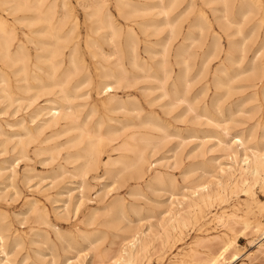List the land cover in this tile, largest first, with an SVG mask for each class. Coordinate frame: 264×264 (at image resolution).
<instances>
[{
  "label": "bare ground",
  "instance_id": "obj_1",
  "mask_svg": "<svg viewBox=\"0 0 264 264\" xmlns=\"http://www.w3.org/2000/svg\"><path fill=\"white\" fill-rule=\"evenodd\" d=\"M184 1L146 0L143 4L135 5L131 0H117L120 15L125 20L135 21L136 17L149 16L155 10V15L159 16L158 19L137 22L144 33L149 32L151 28H154L153 34L166 33L165 38L159 43L161 49H150L152 54L150 60L143 61L140 57L142 54L139 53L136 28L129 25L125 29L118 24L107 8V0H79L84 8L92 10L90 15L95 19L83 41L80 40L79 21L73 18V13L65 0H0V105L7 103L5 109L12 106H17L19 109L27 103V108H32L31 112L22 116L16 123L18 125L16 131L2 130L0 124V136H6L2 141L5 150L12 145V150L19 158L31 159L30 153L33 152L36 156H46L42 158V161L49 163L56 161L62 155V151H65V156H62V162L58 165L63 175L70 172L84 178L89 171L104 168L106 173L113 176L130 172L137 175L138 179L143 178L144 166L150 160V149L156 148L158 143L169 136L167 129L171 124L168 122L164 125V120L157 116H150L138 122L141 120L143 108L132 93L137 82L141 79H151L154 82L155 85L150 89L159 91L157 98L160 101L165 100L160 106L167 114H171L175 108H180L182 111L179 118H181L186 112L196 110V104L187 96L191 64L188 63V50L184 44L176 50L174 62L171 60L173 44L184 33L182 24L185 19V12L175 16L174 13L184 4ZM191 1L188 6L193 5ZM232 1L207 0V3H220L222 8L215 10H222L225 20L232 24L235 22L229 18ZM245 4L250 7L248 11L253 13H257V9L260 8L264 10L259 0H246ZM245 9L241 5L240 13L247 18L248 11ZM184 10L187 11L186 7ZM206 26L201 18L194 23V27L200 30L201 37ZM238 34H242L240 28ZM242 39L240 42L230 41V51L226 53L222 65L214 75L215 88L225 86L227 83L222 81L223 75L230 74L226 63L234 66L233 74L228 78L229 82H239L237 89L252 91L249 94L246 93L248 96L240 101L242 103L239 107L246 102H254L256 105L250 112L253 111L256 114L264 107V67L261 68L259 64L264 46L255 53H250L248 46L250 38ZM193 41L196 42L199 39L195 38ZM212 41L214 42V50H211L213 54L218 50L219 42L217 38ZM84 47L93 59L91 63L85 57ZM233 51H238V54L235 55ZM211 53L209 52L208 56H211ZM157 55L161 58L154 61L153 58ZM176 66L179 68L178 71ZM137 71L142 74H137ZM90 85H93L98 96L95 103L89 100L90 92L86 88ZM120 91L124 92V95L119 94ZM204 94L206 95L207 91H204ZM44 96L47 97V104L39 105L37 101ZM224 97L223 93L215 92L210 102L204 101L202 112L197 113V116L198 119L205 118L208 126H213L215 129L221 127L224 136L217 137L218 142L225 144L226 154L234 165L228 169L221 168V172L225 175L219 178L215 176L214 180L187 186V193H183L182 198H177V205L168 210L160 232L153 234L149 227L148 230L138 229L124 234L120 238L121 246L114 260L115 264H142L150 248L157 250V242L160 250L171 246L182 239V233L190 227L192 220L199 217L205 218L202 226H210L213 222L233 232L240 225V233L243 235H246L250 229L259 233L260 240L251 242L258 244L257 252L264 264V223L261 219L251 220L247 217L252 203L256 205L259 212H264V202L261 198V200L257 198L255 192L257 187L264 191V141H261V144L257 141L254 145H250L249 140L241 132L238 131L240 134L232 135L228 125L222 126L225 123V120L221 121V117L225 115ZM100 110H103L104 114L96 119ZM138 128L149 130L140 135ZM258 129L263 131L264 136V116L263 119L257 118L256 122L254 121L251 132L248 131L249 137L255 139ZM153 131L161 134L156 135L152 133ZM209 137L212 138L213 135L204 136V138ZM105 143L110 146V153L106 160L103 158L102 149ZM241 151L243 155L240 157ZM112 153L115 156H112ZM69 165L74 167L70 169ZM14 166L15 162L9 165V167ZM209 167L210 165L205 164L206 171ZM6 169L7 167L0 166L1 173ZM14 175L13 170L7 178L11 179ZM154 183L161 187L167 185L166 179L160 172L154 174L147 186H152ZM239 191H243L251 202L243 208L242 214H240L241 209L234 207L231 211L224 209L216 213L214 218H207L206 211L215 202H223L227 193ZM1 195L0 193V199ZM42 208H44V214H47L46 208ZM103 210L110 214H121L120 219L124 216V205L121 200L113 201ZM98 215L97 211L90 214L88 223L95 224ZM102 224L111 226L117 223L109 220ZM6 239L7 235L0 228V255L3 257L0 264H14L13 259L10 258L11 253L8 251ZM208 241H217L215 248H210L204 257L199 256L196 250L192 249L191 256L195 261L194 264H223L226 261L231 263L240 258L241 250L237 237H231L229 234L223 236L213 234L198 239L195 243L197 246ZM15 243L19 245L20 241L15 239ZM88 247L94 250V258L99 264L105 263L107 253L103 251V248L100 250L93 247V244ZM77 264L92 263L83 260ZM169 264L178 263L171 261Z\"/></svg>",
  "mask_w": 264,
  "mask_h": 264
},
{
  "label": "rangeland",
  "instance_id": "obj_2",
  "mask_svg": "<svg viewBox=\"0 0 264 264\" xmlns=\"http://www.w3.org/2000/svg\"><path fill=\"white\" fill-rule=\"evenodd\" d=\"M65 1L73 13V18L79 21L80 40L83 41L88 29L95 22V19L90 15L92 10L84 8L79 0ZM131 1L135 5L146 2V0ZM189 1L185 0L184 4L174 13L175 16L180 12H185V19L182 24L184 33L173 44L171 49L173 56H171V60L174 62L176 50H178L181 44H184L188 50V63L191 64L189 65V89L187 96L190 101L196 104V110L194 112H186L181 118H179L182 111L180 108H175L171 114H167L164 108H161L165 100L160 101L157 98L159 91L150 89V87L155 85L154 82L151 79H141L137 82V86L133 88L132 93L136 97L140 107L143 108L141 110V120H138V122L150 116H157L164 120V125L168 122L171 124L167 129L170 137L168 136L164 141L158 143L156 148L150 149V160L144 166L143 178L138 179L137 175L130 172H126L120 176H113L106 173L104 168L89 171L84 178L73 175L70 172L63 175L58 165L62 162V156H65V151H62V155L52 163L42 161V158H46V156H36L33 152L30 153L31 159L19 158L16 152L12 150V145H9L7 150H5L2 141L6 136H0V166L7 167L5 172H0V193L2 194L0 199V228L7 235L6 243L8 251L11 253L10 258L13 259L14 264H77L83 260L87 261V263L99 264L98 260L94 258V250L88 247L90 244H93V247L100 250L103 248V251L107 253L106 261L103 264H115L114 260L121 246L120 238L124 234H129L138 229L148 230L147 228L149 227H151L153 234L160 232L161 225L165 222V218L168 215V210L170 207L177 205V198L180 199L183 193H187V186L198 182L214 180L216 179L215 176L219 178L221 175H225L224 172H221V168L228 169L231 165H234L226 154L225 144H219L218 142L217 137L223 138L224 136L221 127L215 129L213 126H208L205 123V118L199 117L198 119L197 116V113L200 114L202 112L204 101L210 102L215 92L223 93L225 96V115L221 117V121L225 120V123L222 126L228 125L232 135L241 132L249 140L250 145H254L257 141L259 143L264 141L261 129H258L255 139L249 137V132H251L254 121L256 122L257 118L263 119L264 107L256 114L253 111L250 112L256 105L254 102H246L243 106L239 107L242 103L240 101L247 98L248 94L252 91L250 89H237L236 86L239 85V82H229L228 78L233 74L232 70L234 66L226 63L230 74L229 76L223 75L222 81L225 83L229 82L228 85L226 83L225 86L215 88L214 81L216 70L222 65L226 53L230 51L231 40L240 42L243 40L242 38L249 37L248 46L250 53H255L264 46L263 8L257 9V13H253L248 11L250 7L248 4H245L246 0L245 2L244 0H233L229 18L235 22L231 24L223 17L222 10H215L216 8H222L220 3H207V0H192L193 5L188 6ZM259 2L261 7H264V0H259ZM106 4L118 24L124 26L125 29L129 25H133L136 28L139 40V53L142 54L140 57L143 61H149L152 56L149 50L152 48L160 50L161 45L159 43L165 38L166 33L153 34L154 28L144 33L137 22L146 19H158L159 16L155 15L156 10L149 16H139L134 19L135 21H132L125 20L120 15L117 0H107ZM239 5L240 7L242 5L243 9L246 8L245 10L248 11L247 18L243 15L241 16ZM185 7L186 10L189 7L190 9L185 11ZM198 18L203 19L207 25L203 37H201L200 30L194 27V23ZM239 24L242 25L239 26ZM239 28L242 30V34H238ZM186 37L190 38L186 39ZM195 38L199 39V41L194 42ZM215 38L219 42V48L213 52V55L211 53L214 50V42L212 40H215ZM83 49L86 53L85 57L87 61L91 63L93 59L90 57L87 49L85 47ZM209 52L211 56H208ZM237 52L233 51L235 55L238 54ZM160 58L161 56L157 55L153 60L158 61ZM202 63H205V65ZM259 64L261 68L264 67V49L259 58ZM176 69L177 71L179 70L178 66H176ZM137 74L141 75L142 73L137 71ZM86 89L90 92V102H97L98 96L93 85H90ZM204 91H207L206 95ZM119 94L124 95V92L120 91ZM46 98L45 96L40 98L37 103L39 105L47 104ZM26 104L22 105L19 109L17 106L5 109L7 103L0 105V124L2 130L7 132L17 130L18 125L16 123L22 116L27 115L32 110L31 107L27 108ZM103 114L104 111L100 110L95 118L99 119ZM137 130L142 135L149 129L138 128ZM152 133L156 135L161 134L158 131H153ZM205 135H213V137L204 138ZM187 137L190 138L188 139ZM202 140H204V143H202ZM161 146L165 147L162 148ZM102 149L103 158L106 160L108 158L107 155L110 153V146L105 143ZM241 155H243L242 151L239 156L241 157ZM112 156H115V154L112 153ZM171 156H173L172 159ZM13 162H15V166L9 167L10 163ZM174 162L176 163L174 164ZM205 164L210 165L209 171L205 170ZM73 167L74 165H69L70 169ZM13 170L15 171V175L11 179L7 178ZM156 172L162 173L167 181L166 186L161 187L156 183L152 186H147V183L152 180ZM79 182H82V185ZM255 192L257 198L259 200L262 199L261 201L264 202V191L260 187H257ZM115 200H121L124 205V216L121 219L119 218L121 214H110L106 210H103L105 206ZM248 202L250 201L243 191L227 193L225 201L215 202L210 209H207V218H214L216 213H220L224 209L231 211L234 207L241 209L240 214H242L243 208H245ZM42 207L46 208L47 214H44V208ZM36 209L37 211H35ZM96 211L99 213L96 223L89 224L90 214L92 215ZM247 217L251 220L261 219L264 223V212H259L253 203ZM109 220H114L117 224H113L115 226L102 224ZM204 220L205 218H194L190 227L182 233V239L166 247L164 250L159 249V243L157 242V250L153 247L150 248L146 257L143 258L142 264H169L171 261H177L178 264H194L195 261L192 260L193 257L191 256L192 249L196 250L199 256L204 257L210 248H215V244L217 243V241H208L196 246V240L213 234L219 236L229 234L231 237H237L240 245V258L231 263L226 261L223 264H262V259L257 252L258 244L256 243L260 240L259 233L253 232L250 229L246 235H243L240 233V225L233 232L225 230L224 227L217 226L213 222L210 226H202ZM15 239L20 241L19 245H16ZM253 240L257 241L251 242ZM15 247L16 249H14ZM2 258L0 255V261Z\"/></svg>",
  "mask_w": 264,
  "mask_h": 264
}]
</instances>
